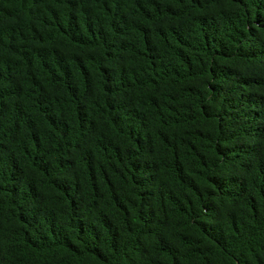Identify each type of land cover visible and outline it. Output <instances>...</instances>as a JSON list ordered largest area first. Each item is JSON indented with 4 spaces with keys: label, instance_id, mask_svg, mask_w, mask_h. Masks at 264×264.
<instances>
[{
    "label": "trees",
    "instance_id": "16d2710c",
    "mask_svg": "<svg viewBox=\"0 0 264 264\" xmlns=\"http://www.w3.org/2000/svg\"><path fill=\"white\" fill-rule=\"evenodd\" d=\"M0 264H264V0H0Z\"/></svg>",
    "mask_w": 264,
    "mask_h": 264
}]
</instances>
